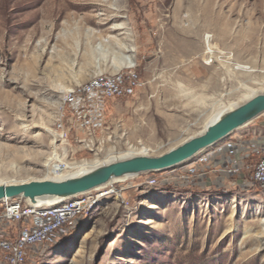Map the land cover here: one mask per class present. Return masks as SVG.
<instances>
[{
  "label": "rangeland",
  "instance_id": "rangeland-1",
  "mask_svg": "<svg viewBox=\"0 0 264 264\" xmlns=\"http://www.w3.org/2000/svg\"><path fill=\"white\" fill-rule=\"evenodd\" d=\"M127 65L136 94L108 102L90 144H61L53 128L63 94ZM246 89L264 93V0H0V183L58 180L49 174L58 163L68 176L125 153L159 156L220 108L244 104ZM243 135L264 144V113L230 138ZM251 155L253 165L260 153ZM198 164L93 192L112 191L24 264H264V189L243 186L249 169L244 179L212 173L205 186L147 184L177 183Z\"/></svg>",
  "mask_w": 264,
  "mask_h": 264
},
{
  "label": "built area",
  "instance_id": "built-area-1",
  "mask_svg": "<svg viewBox=\"0 0 264 264\" xmlns=\"http://www.w3.org/2000/svg\"><path fill=\"white\" fill-rule=\"evenodd\" d=\"M210 41L205 38L208 52L213 48ZM225 60L231 59L227 57ZM140 86V78L133 65H127L114 73H98L86 82L73 86L63 94L53 128L55 138L63 145L70 144L71 136H74V141L79 144H90L96 139L97 133L106 126L108 102L132 97ZM238 150L241 152L240 158H236ZM254 151L260 153V156L252 165L249 159L253 157L251 154ZM221 155H228L231 160L218 170V173L226 176L236 175L244 179L240 171L249 169V179L243 180V186H258L264 189V144L249 145L230 137L196 155L198 166L186 168L179 176H173L178 178L173 179L177 183L168 179L158 183L153 177L147 180V184L173 187L198 185L204 174L202 171L197 175V169ZM246 160L249 161V165L246 164ZM71 171L70 167L58 163L51 166L49 174L54 178H63ZM95 191L99 189L69 199H54L50 203L43 201L30 203L20 198L1 200L0 264H24L29 256L39 251V248L50 246L68 234L77 226L79 220L89 213L96 198L104 197L106 195L102 194L108 192L112 193L105 191L95 198L93 196Z\"/></svg>",
  "mask_w": 264,
  "mask_h": 264
},
{
  "label": "water",
  "instance_id": "water-1",
  "mask_svg": "<svg viewBox=\"0 0 264 264\" xmlns=\"http://www.w3.org/2000/svg\"><path fill=\"white\" fill-rule=\"evenodd\" d=\"M263 113L264 93L251 97L234 109L222 112L202 132L159 156L135 155L114 160L77 177L18 184L0 183V201L20 198L36 203L44 198L69 199L100 189L114 181L186 165L196 155L228 139L236 130L248 125Z\"/></svg>",
  "mask_w": 264,
  "mask_h": 264
},
{
  "label": "bare ground",
  "instance_id": "bare-ground-1",
  "mask_svg": "<svg viewBox=\"0 0 264 264\" xmlns=\"http://www.w3.org/2000/svg\"><path fill=\"white\" fill-rule=\"evenodd\" d=\"M209 39H210V36H207L206 37V40H209ZM126 60L128 61L127 64H130L128 58ZM255 94H256L255 92L249 91L248 89H246L244 95H242V98L243 99L241 98L242 99V102H246L251 97L255 96ZM236 105L237 104H230L227 107H223L222 109L220 108L219 111L204 126L203 130L207 127V125L215 122L220 117V115L222 114L223 111H225V110H228L229 111L231 108H233ZM135 155H146V152L143 151V152L133 153V154L132 153L121 154V155H119V157L111 158L110 160H108V162L109 161L123 159V158H128V157L135 156ZM56 160H58V159H56ZM108 162H103V163H108ZM101 165H102V163H99V162H92V163H89V164H87V163H80V164L75 165V168H74V171H73L74 173H71L70 175L65 176V177H77V176H80L82 174H85V173H87V172H89V171H91V170H93V169H95V168H97V167H99ZM65 177H63V178H65ZM107 194H109V192L108 193H105V194H102V195H107ZM52 200H54V198H44V199L38 200V202L43 201L45 203H50V201H52Z\"/></svg>",
  "mask_w": 264,
  "mask_h": 264
},
{
  "label": "crops",
  "instance_id": "crops-1",
  "mask_svg": "<svg viewBox=\"0 0 264 264\" xmlns=\"http://www.w3.org/2000/svg\"><path fill=\"white\" fill-rule=\"evenodd\" d=\"M238 136H235V138H231V139H234L235 141L237 142H241V143H247L249 144V142L251 141H254L256 142V140H254L252 138V140L250 139L249 140V137L247 135H243L241 136L240 138H237ZM264 137L261 138V140H259L258 142H264ZM240 150L237 151V157L236 158H240L241 154H240ZM231 160V158L228 156V155H221V156H218L217 158H215L214 160H210L208 163H206L202 168L201 170L203 171V174H204V177L202 178V180L199 181V184L198 185H201V186H205L209 180V175L212 174V173H218V170H220L226 163H228L229 161ZM219 174V177L217 179H222L223 180V177H226V175L222 174V173H218ZM205 177H206V180H205ZM205 180V181H203Z\"/></svg>",
  "mask_w": 264,
  "mask_h": 264
}]
</instances>
